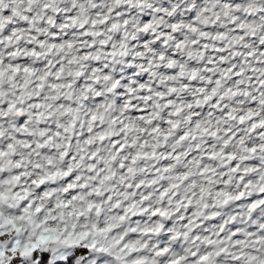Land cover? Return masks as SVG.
Returning <instances> with one entry per match:
<instances>
[{"label":"snow or ice","instance_id":"6c2138e0","mask_svg":"<svg viewBox=\"0 0 264 264\" xmlns=\"http://www.w3.org/2000/svg\"><path fill=\"white\" fill-rule=\"evenodd\" d=\"M0 264H264V0H0Z\"/></svg>","mask_w":264,"mask_h":264}]
</instances>
